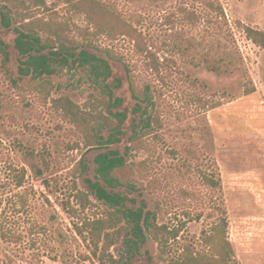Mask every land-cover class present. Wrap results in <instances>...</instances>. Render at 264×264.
I'll return each instance as SVG.
<instances>
[{"label":"trees","instance_id":"trees-1","mask_svg":"<svg viewBox=\"0 0 264 264\" xmlns=\"http://www.w3.org/2000/svg\"><path fill=\"white\" fill-rule=\"evenodd\" d=\"M0 4L3 6L0 8V27L8 29L15 24L23 29H18L13 41V48L21 56L17 75L34 82L24 88L12 78L7 65V45L1 39L0 76L22 99L23 93L28 92L46 105L58 119L55 125L58 130L63 125L73 129L77 139L66 144L68 152L99 151L92 159L93 178L83 179L89 189L87 192L78 185V179L86 169L82 159H71L73 163L62 177L54 173L56 166L50 141H43L38 148L35 139L30 140L31 125L25 124L24 129L16 131L5 130L0 147H6L15 159L5 166L0 181V189L9 191L5 199L0 196V206L4 204L0 240L18 248L25 246L29 250V260H37L34 251L48 227L33 217L32 199L39 193L43 206L53 209L49 196L61 191L60 179H67L64 186L68 193L56 205L69 220L73 238L78 239L84 249L73 256L67 249L62 251L55 258L63 264H125L122 257L117 258L111 252L119 244L125 248L129 258L126 262L130 263L148 241L156 246L155 257L161 264H238L227 236V211L214 160L205 170L199 169L200 165L195 168L206 192L198 195L181 189L178 196L186 204L201 205L200 209L183 211L179 215L174 213L173 217L168 210L167 221L156 223V214L144 196L137 205L130 197L145 193L159 208L158 195L167 191L166 175L158 172L163 158L158 132L165 126L161 91L139 83L134 74V62L140 63L146 73L163 84L165 73L176 69L175 56L195 68L205 66L217 74L233 72L235 53L217 38L222 27H228L222 6L216 0H189L178 4L164 15L161 22L165 27L164 34L156 39L143 29L146 28L145 18L141 14L126 16L115 0H54L50 3L47 0H0ZM59 5L65 9L61 16L55 10ZM199 5L204 11L202 14L197 11ZM76 18L83 24L77 25ZM201 24L205 28L203 35L195 37L186 30L188 27L199 28ZM242 30L249 41L264 50V32L249 27H242ZM32 33L42 34L43 38ZM121 39L130 44V54L117 49L116 43ZM68 62L85 71L89 67L96 79H102L104 86L99 95H89L82 104L68 95L52 96L55 90L51 79L55 73L53 63ZM111 62L121 65L130 99L135 103L132 113L139 118L138 123L131 124V135L126 144L122 136L128 116L117 110L122 102L113 95V89L120 88L122 82L114 79L113 89L107 84ZM250 92L246 91L247 94ZM195 100L201 102L195 115L204 120L203 127L192 123L185 125L180 130L190 138L192 147L180 146L167 151V155L176 160L175 166L183 178L182 169L188 164L187 158L196 164L206 163L215 150L214 135L206 125L204 115L207 110L217 107V103L201 97ZM8 118L14 120L13 116ZM102 131L107 133L106 137ZM199 143H202L199 148L204 151V155L201 154L204 161L194 147ZM137 152H143L144 158L129 161L130 154ZM34 181L39 182L47 193L35 190ZM7 210L11 218L7 217ZM24 213L27 226L21 231L17 220ZM48 218V222H52L53 214ZM201 220L205 224L198 236L183 235L188 223ZM20 260L3 262L0 259V264H19ZM146 264L150 262L147 260Z\"/></svg>","mask_w":264,"mask_h":264},{"label":"rangeland","instance_id":"rangeland-1","mask_svg":"<svg viewBox=\"0 0 264 264\" xmlns=\"http://www.w3.org/2000/svg\"><path fill=\"white\" fill-rule=\"evenodd\" d=\"M48 3L54 0H47ZM113 1V0H109ZM118 7L126 16L130 14H141L144 20L143 28L150 36L162 37L164 34L161 22L164 15L170 12L175 6L188 3L189 0H115ZM223 8L228 27H222L217 38L225 43L235 53V65L233 72L217 74L208 70L205 66L195 68L178 56H175L176 69L166 72L165 83L157 82L154 77L146 73L140 63L134 62L136 68L134 74L139 83L148 84L161 91L160 102L163 106L162 120L163 130L159 131L161 136L159 148L161 154L159 173L166 176L167 191H162L160 207H155L145 193L131 194L135 199V205L139 204L144 196L149 208L156 214V223L167 221L166 212L181 214L183 211L200 209L201 205L184 203L179 199L181 189H187L202 195L206 190L200 182L196 167L206 168L210 161L214 160L219 173L220 188L224 207L228 219V240L234 250L238 264H264V50L249 41L242 30V27L258 29L264 32V0H216ZM0 4V8H2ZM57 13L63 15V5L56 6ZM6 11V10H5ZM198 13H204L199 5ZM203 11V12H202ZM77 25H82L80 19H75ZM239 23V24H238ZM177 27H180L177 25ZM202 27V28H201ZM167 28V27H166ZM23 29L15 24L6 29L0 27V39L7 45L9 58L7 65L11 70L12 78L19 86L28 88L32 82L29 78H20L17 75L18 60L21 58L13 48V41L17 31ZM168 30V29H167ZM192 35L200 36L205 32L204 25L199 28L188 29ZM43 38L42 34L32 33ZM220 34V35H219ZM117 49L123 54H130V44L127 40L121 39L116 43ZM163 56L160 54V57ZM135 61V60H134ZM111 76L107 84L114 85V79H120L122 86L113 89L114 97L121 99L118 111L127 114L128 118L123 126V141L131 135V124L138 123V115L132 113L135 103L130 99L126 86L125 76L121 65L111 62ZM55 73L51 76L55 85L53 97L68 95L73 101L82 104L89 95H99L104 86L102 79H96L94 74L82 70L71 62L66 64L53 63ZM246 89V90H245ZM247 90L252 92L246 93ZM24 99L20 97L7 81L0 76V138L4 139L6 131L24 129L25 124L31 125L30 140L35 139V147L40 148L41 143L50 141L52 160L56 169L54 173L66 176L67 170L71 167V159L83 160L86 169L78 179L80 189L89 191L85 185L84 178H93L92 159L98 150H78L68 152L67 143L77 139L73 129L69 125H63L58 130L57 117L50 112L49 108L42 104L39 99L31 93L24 92ZM197 97L217 103V107L205 112L207 126L214 135L215 150L206 163L193 162L187 158L188 164L182 169L184 178L181 177L176 168V160L167 155V151L180 146L192 147L190 138L182 133L185 125L192 123L203 127L204 120L195 115L201 108V102L196 101ZM8 116H13L11 121ZM98 130V126H94ZM189 129V128H188ZM27 133V132H24ZM101 134L106 137L104 131ZM44 143V142H43ZM124 145V144H123ZM195 145V144H194ZM199 143L197 151L204 155ZM161 150V151H162ZM201 160L204 161V156ZM143 152L131 153L129 161H138L144 158ZM15 156L6 147H0V181H2L3 170ZM18 161V160H17ZM183 162V160L181 159ZM198 165V166H197ZM181 166V165H180ZM189 166V168H188ZM67 179H60L61 191L49 196L53 209L43 206L42 197L39 193L32 199V214L35 219L48 227L41 241L36 245L34 254L37 260H29V250L25 246L18 248L13 244L4 243L0 240L1 261L20 260L19 264H63L59 258H55L62 251L67 249L72 256L83 248L79 240L73 238L69 229V220L58 209L57 201L67 195ZM34 189L47 193L37 181L32 182ZM9 191L0 189V196L5 199ZM93 200V196H91ZM3 206H0V222L4 216ZM28 211V210H27ZM53 211H55L53 213ZM9 216V211L7 210ZM54 219L48 222L50 215ZM21 231L27 226V215L24 213L18 220ZM202 222H190L186 225L184 236L196 237L205 224ZM8 225V224H7ZM26 241V239H25ZM140 254H136L130 263L125 248L117 245L111 249L115 257H122L125 264H161L155 257L156 246L148 241L140 248ZM147 254H149L147 256ZM127 258V259H126Z\"/></svg>","mask_w":264,"mask_h":264}]
</instances>
